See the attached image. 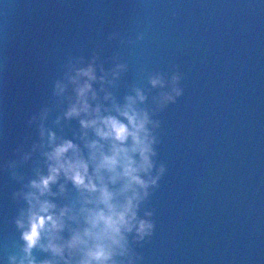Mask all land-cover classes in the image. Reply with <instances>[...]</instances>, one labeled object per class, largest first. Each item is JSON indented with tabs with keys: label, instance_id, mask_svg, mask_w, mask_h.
Listing matches in <instances>:
<instances>
[{
	"label": "water",
	"instance_id": "obj_1",
	"mask_svg": "<svg viewBox=\"0 0 264 264\" xmlns=\"http://www.w3.org/2000/svg\"><path fill=\"white\" fill-rule=\"evenodd\" d=\"M94 50L105 70L114 55L124 65L104 85L118 104L135 87L152 103L174 73L182 77V95L153 117L166 172L146 204L153 235L129 236L142 257L135 264H264V0H0V264L18 252L13 219L27 206L12 199L20 184L5 165L25 136L38 139L26 121L51 98L69 55L86 66ZM155 73L164 88L151 89ZM57 114L48 126L73 139L78 121L54 125ZM31 167L18 171L30 177ZM67 187L66 198H52L61 206L77 196Z\"/></svg>",
	"mask_w": 264,
	"mask_h": 264
},
{
	"label": "clouds",
	"instance_id": "obj_2",
	"mask_svg": "<svg viewBox=\"0 0 264 264\" xmlns=\"http://www.w3.org/2000/svg\"><path fill=\"white\" fill-rule=\"evenodd\" d=\"M118 36L114 32L108 39ZM120 43L134 41L120 39ZM111 59L113 68L105 70L103 62L98 63L100 50L92 52L86 66H80L85 64L84 56L69 55L63 79L53 82L51 98L27 119L38 139L25 136L15 148L17 159L5 165L20 184L12 199L27 205L13 219L20 236L15 245L18 252L8 255V264H135L142 260L131 248L129 236L140 243L153 235V212L146 204L166 172L164 163L157 165L155 159L161 121L153 117L182 95V77L174 73L168 82L170 90L153 96L152 103H145L148 96L135 87V96L126 95L125 102L118 104L104 85L112 83L107 80L109 71L118 77L124 65L115 55ZM97 82L103 100L112 101L111 107L100 102L93 87ZM148 83L156 89L164 88L166 81L155 73ZM55 112L60 114L51 121L54 125L61 120L78 121L73 139L48 126ZM30 161L32 175L26 177L18 169ZM69 183L77 196L61 206L52 198H66ZM37 251L46 258L38 259Z\"/></svg>",
	"mask_w": 264,
	"mask_h": 264
}]
</instances>
